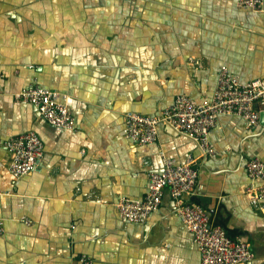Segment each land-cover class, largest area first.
I'll use <instances>...</instances> for the list:
<instances>
[{
  "label": "crops",
  "instance_id": "crops-1",
  "mask_svg": "<svg viewBox=\"0 0 264 264\" xmlns=\"http://www.w3.org/2000/svg\"><path fill=\"white\" fill-rule=\"evenodd\" d=\"M238 0H0V264H201L193 233L165 187L141 222H124L116 202L143 198L148 172L164 158L198 169L189 200L211 223L241 237L264 263V214L244 192L246 162L264 161V124L220 115L210 131L216 153L160 124L138 144L124 114H156L179 94L214 93L222 65L242 81L264 77V6ZM37 83L60 91L74 129L51 125L15 93ZM27 131L42 139L37 170L14 177L3 141Z\"/></svg>",
  "mask_w": 264,
  "mask_h": 264
},
{
  "label": "built area",
  "instance_id": "built-area-1",
  "mask_svg": "<svg viewBox=\"0 0 264 264\" xmlns=\"http://www.w3.org/2000/svg\"><path fill=\"white\" fill-rule=\"evenodd\" d=\"M237 3L254 10H261L264 6V0H238ZM14 96L17 100L31 103L51 125L75 128V117L62 102L64 95L60 91L32 83ZM262 111L264 77L242 81L239 75L222 65L211 98L198 102L186 94H179L173 103L156 114L128 111L124 114L123 133L135 143H152L157 139L159 125L163 124L192 138L205 156L214 155L216 148L210 139V131L220 115L239 116L249 127H254L259 123ZM3 145L9 152V171L14 177L37 170L45 154L44 143L35 131L12 136L3 141ZM161 155L164 169L148 172L145 196L119 197L116 208L120 218L124 222H145L152 212L159 209L164 189L168 187L182 223L193 233L201 264H245L252 261L255 253L247 241L241 237H230L222 226L211 223L209 212L201 204L189 200L197 183L198 169L190 163H179L163 152ZM246 172L249 183L244 192L250 205L264 214V161L259 157L249 159ZM3 234L4 219L0 217V238ZM79 264H93V258L83 253Z\"/></svg>",
  "mask_w": 264,
  "mask_h": 264
},
{
  "label": "water",
  "instance_id": "water-1",
  "mask_svg": "<svg viewBox=\"0 0 264 264\" xmlns=\"http://www.w3.org/2000/svg\"><path fill=\"white\" fill-rule=\"evenodd\" d=\"M259 123H260V124H264V111H262V112L260 113V120H259Z\"/></svg>",
  "mask_w": 264,
  "mask_h": 264
}]
</instances>
